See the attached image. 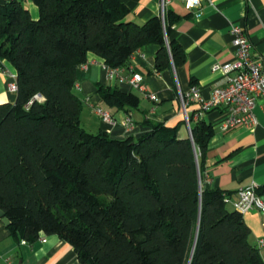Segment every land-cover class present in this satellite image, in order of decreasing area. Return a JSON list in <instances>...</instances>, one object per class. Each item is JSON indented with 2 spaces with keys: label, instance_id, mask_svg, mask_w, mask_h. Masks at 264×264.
<instances>
[{
  "label": "trees",
  "instance_id": "1",
  "mask_svg": "<svg viewBox=\"0 0 264 264\" xmlns=\"http://www.w3.org/2000/svg\"><path fill=\"white\" fill-rule=\"evenodd\" d=\"M32 2L38 20L23 0L0 3V60L18 84L15 103L0 104V209L12 234L56 235L80 264H264L229 194L205 187L211 124L190 115L192 139L180 135L184 123L150 119L125 138L81 126L75 88L88 54L120 69L156 44L155 73L182 67V16L167 9L140 25L126 20L124 0ZM98 92L117 110L141 103L129 86Z\"/></svg>",
  "mask_w": 264,
  "mask_h": 264
},
{
  "label": "crops",
  "instance_id": "2",
  "mask_svg": "<svg viewBox=\"0 0 264 264\" xmlns=\"http://www.w3.org/2000/svg\"><path fill=\"white\" fill-rule=\"evenodd\" d=\"M11 0H0L1 4ZM130 10L127 21L144 24L160 15L161 0H124ZM34 20L39 9L32 0H23ZM168 10L182 16L176 25L174 37L187 56L185 65L155 73V58L159 50L156 44H146L135 52L130 62L111 78L105 60L93 53L87 63L79 66L75 93L90 110L104 104L114 121L111 126L99 123V131L116 138L137 135L140 124L150 119L163 122L167 127L184 123L182 137L188 135L185 115L179 100V92L187 93L192 86L198 87L204 100L212 97L217 87L225 84V75L214 72L216 64L232 62L236 58L230 33L232 25L243 26L252 45L255 59L264 65V0H202L200 5L187 10L183 0H169ZM137 73L143 77L147 95L134 92L122 79ZM15 68L6 60H0V104L15 103L17 94L9 91L11 75ZM128 87L137 94L141 103L137 109L117 110L102 101L98 87ZM199 104H191L188 115L198 112ZM257 124L239 127L228 132L222 130L226 119L223 109L210 111L202 116L211 124L215 133L211 138L204 159V182L208 189H221L228 193L226 203L235 209L240 189L254 188L264 201V114L257 107L254 111ZM97 117L98 114L94 113ZM81 115V124H82ZM131 118L134 130L127 132L124 123ZM196 122L197 120L194 119ZM250 229L249 240L256 246L264 261V212L253 210L243 215ZM0 264H80L74 247L56 235L40 234L35 242H28L12 234L9 226L0 220Z\"/></svg>",
  "mask_w": 264,
  "mask_h": 264
},
{
  "label": "built area",
  "instance_id": "3",
  "mask_svg": "<svg viewBox=\"0 0 264 264\" xmlns=\"http://www.w3.org/2000/svg\"><path fill=\"white\" fill-rule=\"evenodd\" d=\"M202 0H183L185 8L192 10L200 5ZM169 0H161L160 15L164 19L168 9ZM232 44L235 49L236 58L232 62L216 64L214 72H222L225 75V84L217 87L209 100H204L200 90L192 86L187 93L179 92V100L185 115L188 134L192 139L191 124L187 112L191 104H199L198 112L194 113V119L199 121L202 116L216 109L226 112V119L222 124L224 132L239 127H252L257 124L255 109L259 107L264 114V65L255 59L252 45L243 26L232 25L230 30ZM108 68V67H107ZM111 78L117 77L119 69L108 68ZM12 82L8 88L11 93L18 92L16 75H11ZM131 89L145 94L150 100L155 101L154 95H147L143 85V77L134 73L127 79H122ZM97 114L102 122L111 126L115 125L112 115L104 110L98 109ZM127 132L134 130V122L131 118L124 123ZM238 201L235 209L242 215L253 210L264 212V201L260 199L254 188L240 189L237 193Z\"/></svg>",
  "mask_w": 264,
  "mask_h": 264
},
{
  "label": "rangeland",
  "instance_id": "4",
  "mask_svg": "<svg viewBox=\"0 0 264 264\" xmlns=\"http://www.w3.org/2000/svg\"><path fill=\"white\" fill-rule=\"evenodd\" d=\"M137 93V91H134ZM101 109L106 111V107L104 104H100L95 109L90 110L86 105L84 106V112L82 115V128L91 134L99 133V123L102 121L101 117H97L94 113L97 114V110Z\"/></svg>",
  "mask_w": 264,
  "mask_h": 264
},
{
  "label": "water",
  "instance_id": "5",
  "mask_svg": "<svg viewBox=\"0 0 264 264\" xmlns=\"http://www.w3.org/2000/svg\"><path fill=\"white\" fill-rule=\"evenodd\" d=\"M38 98H41V96L39 95ZM195 154H196V159H197V162L199 161L198 159V155H197V152L195 150ZM0 220L5 224V226H10V221L8 218L5 217V214L3 213V211L0 209Z\"/></svg>",
  "mask_w": 264,
  "mask_h": 264
}]
</instances>
